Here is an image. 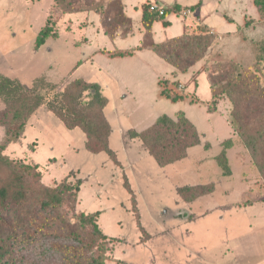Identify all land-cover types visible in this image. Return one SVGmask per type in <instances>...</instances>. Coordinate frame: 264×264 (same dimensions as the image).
<instances>
[{"label": "rangeland", "instance_id": "rangeland-1", "mask_svg": "<svg viewBox=\"0 0 264 264\" xmlns=\"http://www.w3.org/2000/svg\"><path fill=\"white\" fill-rule=\"evenodd\" d=\"M93 1L104 11L97 14L100 23L90 25L98 18L93 11L66 14L57 0H0V74L28 87L43 78L57 87L55 92L76 80L101 85L109 100V146L115 158L90 152L84 132L68 129L47 106L31 116L21 138L6 143L2 154L35 185L82 181L76 202L64 203L62 213L81 233L82 253L102 256L106 264H264V175L231 126L230 97L219 92L212 98L211 92V78L217 88L246 77L253 94L242 106V117L250 125L264 120V0H128L135 20L132 6L142 2L179 3L191 10L185 19L169 13L172 28L158 22L155 43L181 35L183 20L187 34L203 27L213 35L205 56L177 83H170L178 81L174 68L152 51L132 59L108 57L138 46L141 33L137 29L130 36L134 25L120 16L122 0ZM46 26L56 37L37 50ZM163 87L184 100H169ZM5 108L0 99V114ZM179 114L196 126L201 144L163 167L129 132L146 130L162 115ZM6 130L0 126V145ZM227 141L232 143L226 149L230 176L216 159ZM201 185H213L214 191L192 201L178 193ZM83 213H99L96 222L107 239L95 234L92 224L79 223ZM45 234L26 246L27 264H63L65 245L78 244L58 226Z\"/></svg>", "mask_w": 264, "mask_h": 264}, {"label": "trees", "instance_id": "trees-1", "mask_svg": "<svg viewBox=\"0 0 264 264\" xmlns=\"http://www.w3.org/2000/svg\"><path fill=\"white\" fill-rule=\"evenodd\" d=\"M151 3L148 1L144 4L145 33L141 45L129 51L120 52L116 56H131L138 51L149 50L175 69V77L179 73H188L212 46L213 35L203 27L193 34H187L185 26L181 36L155 43L152 35L153 24L166 19L171 12L180 13L181 16L185 8L178 5L166 7L164 15L160 16L157 12L150 11ZM57 4L66 14L88 11L100 14L104 11L103 6L93 0H57ZM120 16L132 22L123 10ZM105 28L108 29V26L105 25ZM105 36L114 40L113 34L109 31H106ZM51 37H56V33L50 26L44 27L37 38L36 49H40ZM240 78L242 80L231 79L224 86L217 84V88L214 79L211 78L212 98L219 95V92L230 97L234 107L231 126L243 139L255 164L264 175V120L250 125L243 119L242 106L249 94L253 92L246 87L248 85L246 77ZM177 82L179 80L174 81V83ZM243 85L247 90L242 88ZM56 89L55 85L43 78L37 79L32 87H28L17 79L0 74V99L6 107L0 114V126H5L7 129L5 143L0 145V264L29 263L26 246L30 242L36 243L41 236L47 235L45 232L53 226L64 229L68 240L78 242V244L69 242L65 245L61 252L63 264H106L102 256L93 257L82 253L84 240L81 233L73 230L75 224H72L62 213L64 203L76 202L82 181L71 183L65 179L56 187L35 185L26 174L19 171L12 160L2 154L6 143L21 138L24 126L31 116L41 107L47 106L48 110L54 113L68 129H81L84 132L87 137L86 148L90 152L94 154L106 152L110 157L115 158V153L109 146L112 126L105 113L109 100L104 95L101 85L76 80L70 82L61 92H55ZM162 95L173 102L184 100L182 95L175 94L166 87H163ZM129 137L140 139L148 153L163 167L185 159L189 149L201 144V136L196 126L184 114L176 117L162 115L146 130L130 131ZM231 144V141H227L225 149L216 158L224 176L231 175L226 155V149ZM35 169H38V165ZM213 191V185H201L180 188L178 193L187 201H192ZM98 216L99 213L89 215L83 213L79 223L83 226L92 224L94 233L102 239H107V235L102 232L96 222Z\"/></svg>", "mask_w": 264, "mask_h": 264}, {"label": "crops", "instance_id": "crops-1", "mask_svg": "<svg viewBox=\"0 0 264 264\" xmlns=\"http://www.w3.org/2000/svg\"><path fill=\"white\" fill-rule=\"evenodd\" d=\"M123 1V6H124V12H125V14L127 15V17L128 18H130L131 20H132V22H133V33L130 35V36H132L134 33H135V31L138 29L139 30V32L141 33V40H140V44L138 45V46H140L141 45V42H142V40H143V37H144V33H145V30H144V26H143V8H142V6L146 3V2H142V3H140V5H138V6H136V5H133L132 7H133V9H134V11L137 13V15H138V17H137V19L138 20H135V19H133V17L132 16H130L129 14H128V7H127V5H126V3H127V1L128 0H122ZM181 6L182 7V5L181 4H179V3H175L173 6ZM185 8H189V7H185ZM193 8V7H192ZM190 9H191V7H190ZM95 14V13H94ZM198 16H201V15H198ZM96 17H98L97 19H96V22L94 21V22H91V23H89L90 25H94V24H96L97 22V24H99L100 22H99V16L96 14ZM158 22H161L162 24H163V26L166 28V29H169V27H174V25H172V22L169 20V19H164V20H161V21H156L154 24H153V27H152V35H153V31H154V29H155V27H156V24L158 23ZM204 22H205V25H206V20L204 19ZM185 23H184V20H183V30H182V34L184 33V30H185V25H184ZM174 30H178V28H174ZM181 34V35H182ZM181 35H179V36H181ZM129 36V37H130ZM178 37V36H177ZM128 38V37H127ZM172 38H174V37H168L167 36V38L165 39V41L166 40H169V39H172ZM119 39V38H118ZM120 39H124V38H120ZM126 39V38H125ZM154 39V38H153ZM155 42V41H154ZM164 42V41H163ZM138 46H136V47H138ZM136 47H134V48H136ZM134 48H132V49H134ZM131 50V49H130ZM118 51H129V50H118ZM143 51H149V50H142V51H138V52H136L134 55H131V56H125V57H122V58H136L137 56H138V54H141ZM108 57H111L113 60H116L117 58H118V56H113V55H107ZM174 73H175V69H174V71L172 72V74L174 75ZM180 74L181 73H179L178 75H177V79L178 80H180ZM167 80H170V79H167ZM181 81V80H180ZM174 81H170V83H173ZM169 83V84H170ZM171 85V84H170ZM172 86V85H171ZM171 86H170V88H171ZM161 93H162V91H161ZM105 113H106V109H105ZM106 116H107V114H106ZM108 118V117H107ZM108 121H109V119H108ZM110 122V121H109ZM111 124V123H110Z\"/></svg>", "mask_w": 264, "mask_h": 264}, {"label": "built area", "instance_id": "built-area-1", "mask_svg": "<svg viewBox=\"0 0 264 264\" xmlns=\"http://www.w3.org/2000/svg\"><path fill=\"white\" fill-rule=\"evenodd\" d=\"M165 9H166V7L159 5L158 2H152L150 5V11L151 12H157L160 16L164 15ZM190 14H191V10H187V9H185L181 12V16L184 19L188 18L190 16Z\"/></svg>", "mask_w": 264, "mask_h": 264}]
</instances>
